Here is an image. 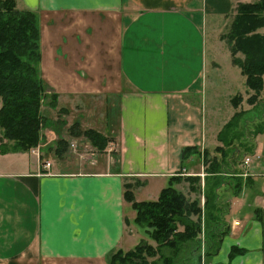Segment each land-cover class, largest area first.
Returning <instances> with one entry per match:
<instances>
[{
    "label": "crops",
    "instance_id": "1",
    "mask_svg": "<svg viewBox=\"0 0 264 264\" xmlns=\"http://www.w3.org/2000/svg\"><path fill=\"white\" fill-rule=\"evenodd\" d=\"M198 1L19 0L40 15L42 71L59 99L119 95L121 161L116 170L89 172L0 151V264H111L114 249L137 245L125 231L137 224L134 210L127 211L124 180L134 183L136 200L157 199L171 177L184 175L183 148L199 146L204 136L201 24L204 14H229L234 0H200L204 13ZM219 145L205 149L215 154ZM259 162L249 166L251 181L264 179ZM202 164L201 154L189 156L183 177L201 175ZM258 191L264 196V184ZM254 208L261 216L245 217L249 234L224 239L220 253L225 248L228 256L232 245L247 251L233 264H264V203Z\"/></svg>",
    "mask_w": 264,
    "mask_h": 264
},
{
    "label": "trees",
    "instance_id": "2",
    "mask_svg": "<svg viewBox=\"0 0 264 264\" xmlns=\"http://www.w3.org/2000/svg\"><path fill=\"white\" fill-rule=\"evenodd\" d=\"M232 15L231 26L223 37L230 43L232 62L241 66L245 76V88L250 94L247 103L257 106L264 91V31L261 30L264 28V0L239 1ZM41 58L38 14L28 7H21L19 0H0V146L3 154L25 151L37 144L41 127L46 124L57 133L62 130L57 120L43 113V106L56 108L59 105V94L47 92L48 85L41 76ZM243 100L242 94L236 95L240 107ZM67 109L62 106L58 111ZM241 109L239 111L244 113ZM240 112L231 120L230 129L220 137L222 145L216 147L215 154L206 149L199 152L196 146L183 148L184 166L189 156L201 154L204 177L198 174L173 176L157 199L143 201L136 200L134 183L126 180L124 199L131 202L137 212L134 219L137 226L155 243L143 240L129 250L116 249L108 257L111 264H203L206 255L219 253L229 231L225 218L229 204L228 200L222 199L221 190L235 180V192L240 191L244 185L240 180L242 156L254 151L252 146L247 148L245 144L247 149L239 145L233 147L234 140L249 135L246 125H240L243 117ZM262 114L264 116V112ZM62 121L66 123L65 119ZM68 132L73 137L87 135L100 151L106 150L113 140L95 128H83L78 119L68 127ZM58 142L61 145L56 146L55 153L62 156L69 142L63 136ZM182 181L189 183L187 193L176 186ZM191 193L196 194L191 197ZM200 193L205 196L204 205ZM202 233L206 238L203 240L207 242L206 249L203 248ZM246 252V249L232 245L228 262L219 264H233L237 255Z\"/></svg>",
    "mask_w": 264,
    "mask_h": 264
},
{
    "label": "rangeland",
    "instance_id": "3",
    "mask_svg": "<svg viewBox=\"0 0 264 264\" xmlns=\"http://www.w3.org/2000/svg\"><path fill=\"white\" fill-rule=\"evenodd\" d=\"M239 1H233L232 6L230 7L229 14L225 16L204 14L203 17L201 30L203 31V37L205 41V66L207 69L206 72L208 79L206 91H203L202 89V97L200 96L202 106H204V103H206V110L204 108L203 115L204 136L199 144L200 147H196H198L199 152H201L204 151L205 146L207 144H212L214 142L215 144L222 143L220 137L223 133L230 129V126L232 124L231 120L236 117L237 112H240V108H243L247 112H240L241 115H243L240 125H246V127L248 128L247 132L249 135H246L241 139L234 138L236 140L233 141V147L234 145H239L240 147L247 149L251 146L253 148L256 146L255 153L260 156V158H258L257 155H254V151L252 150L248 151L249 153H244L243 156L253 154V163L259 161L264 163V116H262V113L264 112V91L261 94V97L259 98L257 106L247 103V97L250 94L247 93V89L245 88V76L242 72L241 66L236 65L232 62L230 43L227 41V38L223 37V34L227 32L229 27L231 26V22L233 19L232 11H234L235 6ZM200 3L201 2L199 0L198 3H196L194 6L197 5V8H200L204 13L205 5L203 4V6H200ZM38 16L39 26L41 29L40 15L38 14ZM261 30L264 31V28ZM40 67L42 72L41 76L46 81L42 71V58L40 62ZM232 75L233 77L230 78L229 76ZM231 81L235 83L233 86H231L230 84ZM46 83L48 85L47 92L51 94L52 92H54V89L51 88L47 81ZM240 94H242L244 97L241 107L236 101V95ZM0 105H2L1 97ZM62 106L68 107L69 109L64 112L58 111ZM43 113L51 117L52 120H57L58 125L62 129L61 132L57 133L56 131L51 129L49 125L47 126L46 124L41 127V135L37 144L29 146V148L25 151L16 152L25 153L26 155H28V157H30V159H32V161H35L33 155H37L42 160L45 159L46 161L51 162V168L59 167L63 169V165H77L82 171L92 172L104 169L116 170V168L120 166L121 100L119 95L114 94L112 96H109L107 94H104L103 92L98 93L96 95H64L62 96V98L60 97L59 105L56 108H51L47 105L43 106ZM63 119L66 120V123L62 121ZM75 119L80 120L81 125L85 129L95 128L113 137V140L110 141L106 150L100 151L98 148L94 147L87 135L73 137L68 132V127L72 125ZM62 136L68 140L69 144L65 151H63V153L61 154L62 156H60L55 153V149L57 145H61L58 141L59 138ZM243 144H245L247 148L243 146ZM201 163L202 159H200L199 165ZM253 163L249 165L242 163V173H240L242 179L240 180L241 185L243 183L244 185H242L238 193L235 192V180H231L229 185H226L221 190L222 199L228 200L227 204H229L225 216L229 224V231L224 238L227 244L230 242V239L232 241H237L238 239L245 237V235L247 236V234H249L250 230H247V227L251 226L249 225V222L251 221L247 218L245 219V217H249L251 215L255 219H258V211L255 208L253 209V207L255 205L264 203V196H262V193L258 191V188L261 189L262 185L264 184V179L259 175H253L252 181L248 180V178L251 176L249 172V166L253 167ZM202 165L203 167L201 170V175L202 177H204L206 175V172L204 170V164ZM258 165L259 164H257V166ZM185 169V166H183L181 169V173L184 175L186 173ZM125 183L126 180H124V184ZM180 187L187 193V184H184L183 186L179 185V188ZM260 195L261 197H259ZM200 197L202 205H204L205 196L200 193ZM126 207L127 211L134 210V208L132 207V203L127 200ZM128 207H131V209ZM248 211L253 213V215H248ZM244 212L246 213L245 215ZM134 213L136 215L137 212L134 210ZM255 223L258 224L259 222L255 221ZM137 227L131 224H127L126 226V234L131 236L132 243L135 242L134 244H138L143 240H148L149 242L155 243L154 239L151 240L150 238H148V235L147 233H145L144 229L139 227L138 229ZM201 237H203L202 241H206V238H204V233L201 234ZM204 241L203 248L206 249L207 242L205 243ZM224 246L226 247V244ZM221 249L222 246L220 248V251ZM115 250L116 249H114L113 251ZM220 251L219 253L213 256L206 255L204 257L203 264H219V262H228V256L225 252V248L222 250L221 253Z\"/></svg>",
    "mask_w": 264,
    "mask_h": 264
},
{
    "label": "built area",
    "instance_id": "4",
    "mask_svg": "<svg viewBox=\"0 0 264 264\" xmlns=\"http://www.w3.org/2000/svg\"><path fill=\"white\" fill-rule=\"evenodd\" d=\"M258 157H259V156H258ZM253 158H254V157H252V156H247L243 162H244L245 164L249 165V164H251V163L254 161ZM45 166H46V167H47V166H50V164L47 162Z\"/></svg>",
    "mask_w": 264,
    "mask_h": 264
}]
</instances>
